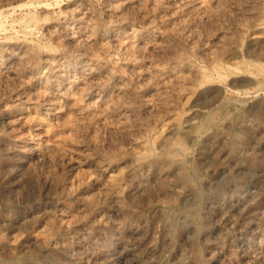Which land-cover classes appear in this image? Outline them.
Masks as SVG:
<instances>
[{"label": "rangeland", "instance_id": "374dc122", "mask_svg": "<svg viewBox=\"0 0 264 264\" xmlns=\"http://www.w3.org/2000/svg\"><path fill=\"white\" fill-rule=\"evenodd\" d=\"M263 226L264 0H0V264H264Z\"/></svg>", "mask_w": 264, "mask_h": 264}, {"label": "bare ground", "instance_id": "6f19581e", "mask_svg": "<svg viewBox=\"0 0 264 264\" xmlns=\"http://www.w3.org/2000/svg\"><path fill=\"white\" fill-rule=\"evenodd\" d=\"M111 176H112V175H111ZM113 177H114V176H113ZM110 178H111V177H110ZM111 179H112V178H111ZM113 179H114V178H113ZM109 184H110V183H109ZM105 188H106V187H105ZM105 188H103V190H104ZM105 192H106V191H105ZM258 227H259V226H258ZM258 227H257V228H258ZM263 227H264V226H263ZM263 229H264V228H263ZM256 230H257V229H256ZM242 237H243V236H242ZM242 237H241V239H242ZM255 237H256V236H255ZM262 237H263V236H262ZM243 238H244V237H243ZM257 238H258V237H257ZM244 239H245V238H244ZM236 240H237V239H236ZM260 240H261V239H260ZM247 241H248V240H247ZM238 242H239V241H238ZM245 242H246V241H245ZM263 242H264V241H263ZM235 243H236V242H235ZM239 243H240V242H239ZM251 243H252V242H251ZM256 243H258V242H256ZM241 244H242V243H241ZM243 244H244V243H243ZM258 244H259V243H258ZM260 244H261V243H260ZM238 247H239V245H238ZM238 247H237V248H238ZM257 247H258V245H257ZM245 249H248L247 246L244 247V250H245ZM253 249H254V248H253ZM256 249H257V248H256ZM238 250H239V249H238ZM242 251H243V250H242ZM258 252H259V251H258ZM236 253H237V252H236ZM256 253H257V251H256ZM235 255H237V254H235ZM248 255H249V254H248ZM248 255H247L246 257H249ZM255 255H256V254H255ZM256 256H257V255H256ZM260 256H262V255H260ZM246 257H245V258H246ZM242 258H243V257H242ZM249 258H250V257H249ZM252 258H253V257H252ZM252 258H251V259H252ZM243 259H244V258H243ZM246 259H248V258H246ZM229 260H230V259H229ZM259 260H260V259H259ZM241 261H242V260H241ZM254 261H255V260H254ZM257 261H258V260H257ZM228 262H230V261H228ZM243 262H245V261L243 260ZM252 262H253V261H252ZM255 263H256V262H255ZM245 264H246V263H245Z\"/></svg>", "mask_w": 264, "mask_h": 264}]
</instances>
